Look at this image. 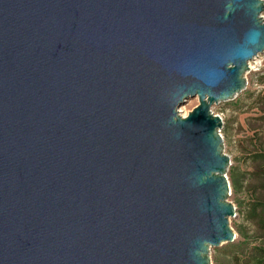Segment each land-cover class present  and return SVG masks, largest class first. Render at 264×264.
<instances>
[{"label":"water","instance_id":"1","mask_svg":"<svg viewBox=\"0 0 264 264\" xmlns=\"http://www.w3.org/2000/svg\"><path fill=\"white\" fill-rule=\"evenodd\" d=\"M261 54L264 0H0V264H213Z\"/></svg>","mask_w":264,"mask_h":264},{"label":"rangeland","instance_id":"2","mask_svg":"<svg viewBox=\"0 0 264 264\" xmlns=\"http://www.w3.org/2000/svg\"><path fill=\"white\" fill-rule=\"evenodd\" d=\"M249 65L247 90L235 100L212 108L224 120L221 129L224 149L232 162L227 175L231 182L228 200L237 209L236 216L230 219L231 227L237 234L235 242L239 240L237 230L242 225L247 227L250 235L256 232L248 216L254 204L264 200V162L258 159V154L264 152V54ZM198 104V99L189 100L181 107V115L186 116ZM235 178L239 180L238 188L233 184ZM231 244L226 243L211 250L213 264H216L217 258L230 251Z\"/></svg>","mask_w":264,"mask_h":264},{"label":"trees","instance_id":"3","mask_svg":"<svg viewBox=\"0 0 264 264\" xmlns=\"http://www.w3.org/2000/svg\"><path fill=\"white\" fill-rule=\"evenodd\" d=\"M258 159L264 162V152L258 154ZM233 184L239 186V180ZM256 227L253 235L249 234L246 226L238 228V242L230 245V251L216 259V264H264V200L256 202L248 216Z\"/></svg>","mask_w":264,"mask_h":264},{"label":"bare ground","instance_id":"4","mask_svg":"<svg viewBox=\"0 0 264 264\" xmlns=\"http://www.w3.org/2000/svg\"><path fill=\"white\" fill-rule=\"evenodd\" d=\"M181 112V111H180Z\"/></svg>","mask_w":264,"mask_h":264}]
</instances>
